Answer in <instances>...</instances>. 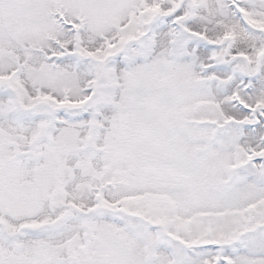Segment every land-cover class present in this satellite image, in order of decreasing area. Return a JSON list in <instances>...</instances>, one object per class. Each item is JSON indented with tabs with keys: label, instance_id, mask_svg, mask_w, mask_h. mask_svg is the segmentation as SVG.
Wrapping results in <instances>:
<instances>
[{
	"label": "snow or ice",
	"instance_id": "snow-or-ice-1",
	"mask_svg": "<svg viewBox=\"0 0 264 264\" xmlns=\"http://www.w3.org/2000/svg\"><path fill=\"white\" fill-rule=\"evenodd\" d=\"M0 264H264V0H0Z\"/></svg>",
	"mask_w": 264,
	"mask_h": 264
}]
</instances>
